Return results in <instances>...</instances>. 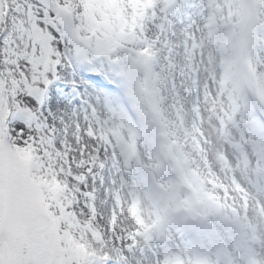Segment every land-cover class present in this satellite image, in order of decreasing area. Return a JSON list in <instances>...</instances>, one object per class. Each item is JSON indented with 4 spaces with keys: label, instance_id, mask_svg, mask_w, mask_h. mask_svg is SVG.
<instances>
[{
    "label": "snow or ice",
    "instance_id": "1",
    "mask_svg": "<svg viewBox=\"0 0 264 264\" xmlns=\"http://www.w3.org/2000/svg\"><path fill=\"white\" fill-rule=\"evenodd\" d=\"M0 264H264V0H0Z\"/></svg>",
    "mask_w": 264,
    "mask_h": 264
}]
</instances>
